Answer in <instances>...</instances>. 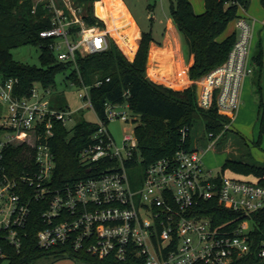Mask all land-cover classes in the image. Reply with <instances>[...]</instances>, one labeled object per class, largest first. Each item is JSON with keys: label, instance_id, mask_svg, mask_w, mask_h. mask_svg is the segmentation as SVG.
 Wrapping results in <instances>:
<instances>
[{"label": "built area", "instance_id": "1", "mask_svg": "<svg viewBox=\"0 0 264 264\" xmlns=\"http://www.w3.org/2000/svg\"><path fill=\"white\" fill-rule=\"evenodd\" d=\"M42 2L50 8L51 27L41 35L52 38L60 61L76 63L78 54L108 48L109 33L99 24H89L76 0H34L33 12ZM236 22L238 38L228 58L203 76V94L198 95L200 106L216 105L229 117L238 112L244 79L254 72L250 50L255 20L240 16ZM17 82L13 78L0 82V264L7 262L12 250L23 247L33 203L41 210L37 232L41 248L63 245L108 264H230L236 255L253 251L264 260V237L256 242L249 220L238 226L232 221L216 225L198 213L201 203L213 198L236 211L259 210L264 207V185L216 174L204 167L201 150L183 146L132 179L130 170L143 166L138 163L135 128L119 146L108 127L118 119L138 120L128 91L121 101H106L101 117L91 86L79 85L83 106L96 113L99 125L80 160L88 171L105 169L57 186L54 126L75 120L77 111L53 104L54 89L40 85L31 95L19 97L14 93ZM103 82L98 79L95 85Z\"/></svg>", "mask_w": 264, "mask_h": 264}, {"label": "trees", "instance_id": "2", "mask_svg": "<svg viewBox=\"0 0 264 264\" xmlns=\"http://www.w3.org/2000/svg\"><path fill=\"white\" fill-rule=\"evenodd\" d=\"M83 5L85 18L89 24H99L105 28L104 19L124 50L133 55L140 38V30L135 24L129 10L121 0H76ZM96 2L98 18L94 13ZM205 10L196 12L191 0L172 1L170 14L177 29L183 35L190 55L194 61L189 68V77L198 80L216 66L222 64L229 56L237 38L238 31L221 36L229 24L242 16L241 7L248 8L251 0H204ZM264 8V0H261ZM34 0H0V82L18 79L14 93L19 97L31 95L32 88L40 85L54 89L53 104L60 108L68 106L63 90L58 88L57 76L67 73L66 83L74 82L90 85V95L98 114L105 115V103L108 100L121 101L128 91V100L133 114L139 116L136 121L135 134L138 139L141 163L145 168L151 162L164 156L173 155L181 146L196 149L195 123L204 122L203 133L219 134L231 123L228 115L221 113L216 105L205 108L199 105L197 84L183 90L158 83L147 76V62L151 43L156 41L151 31H142L140 46L134 61L129 60L116 41L109 35L107 49L82 55L77 61H60L51 47L52 38L43 37L42 30L51 27V11L45 2L38 3L33 12ZM38 44L42 48L41 64H30L14 59L12 49L24 44ZM254 57L259 71L254 69V84L259 94L260 133L257 144H261L264 135V88L262 87L263 50L261 45ZM186 66L165 70L158 68L152 77L169 84L177 81V72L182 83H187ZM161 72V74L159 73ZM167 73H170L167 76ZM110 77L109 81L106 78ZM103 79V84L95 82ZM179 80V79H178ZM0 102V111H1ZM97 122L88 120L80 114L73 128L57 121L54 126L55 135L51 145L55 155L56 167L54 182L57 186L74 183L81 178L98 174L105 169L88 166L80 160L81 151L92 143V135L97 131ZM185 130V132L183 131ZM205 134V135H206ZM202 137V136H200ZM230 168L234 171L254 175L264 185V163L246 160V157H228L222 166V173ZM237 178V177H234ZM33 214L28 225V236L20 250H12L6 264H33L44 256L57 258L69 255L82 258L92 264H108L87 253L77 252L63 245L41 248L37 245V232L41 228V210L33 203ZM198 213L210 217L214 224L221 225L232 221L238 226L249 220L252 224V237L258 242L264 237V207L253 212L236 211L227 207L218 198L204 200ZM126 264V263H122ZM201 264H206L202 262ZM230 264H264L253 251L249 254L236 255Z\"/></svg>", "mask_w": 264, "mask_h": 264}, {"label": "rangeland", "instance_id": "3", "mask_svg": "<svg viewBox=\"0 0 264 264\" xmlns=\"http://www.w3.org/2000/svg\"><path fill=\"white\" fill-rule=\"evenodd\" d=\"M172 1L176 0H125L127 8L135 21L136 26L141 31H151L154 35L156 41L151 43L149 49V56L147 62V76L165 85L171 86L175 89L183 90L186 87L191 86L193 83L197 84V89L200 86V96L203 94V77L198 80H192L188 73V82L182 83L179 77V69L181 66H188L190 53L185 42L183 35L178 30V40L181 45V51L184 58L178 56L177 47L169 46V44L164 42L168 18L171 17L170 6ZM193 6L197 11L204 9L203 0H191ZM77 4V3H76ZM96 11V2L94 4V13ZM203 12V11H202ZM95 13V15H96ZM242 16L245 13L250 17L251 20L255 19L257 22V27L259 29L253 33V46L251 44L250 50V61L253 64L256 71H259V66H256L254 62V55L257 54L259 46L263 50V61H264V24L262 20L264 19V8L261 4V0H251L248 8L241 7ZM99 16V15H98ZM102 19L100 16L98 17ZM105 22V31L116 41L120 49L126 54L129 60L134 61L136 58L139 46L140 38L138 39V46L131 56L129 55L122 45L118 42L117 38L113 35L111 31H108V25ZM237 29V22L233 20L226 32L221 36L224 37L228 33L233 32ZM254 32V31H253ZM173 38H174V34ZM175 45H177L175 43ZM41 52L42 48L38 44H24L12 49V55L14 59L30 63V64H41ZM252 52V54H251ZM185 62V63H184ZM157 68H163L165 70L177 69V81L173 84H169L161 79H156L152 77ZM190 67H187L186 72H189ZM161 74V72L159 71ZM67 73H60L57 76V84L60 90L64 91L66 96L67 104L73 111H77L75 115V120L68 122L67 126L69 129L73 128L76 121L79 119L80 114H84L85 117L93 122H98V117L96 113L89 107L83 106V100L79 96L81 87L71 82L66 83L65 77ZM170 73H167L169 76ZM179 79V80H178ZM254 73L248 74L244 79L242 89H241V100L238 112L231 117V123L227 124L222 131L216 136L213 133L204 134L203 127L204 122L198 120L195 123L193 133L195 135V146L203 153V165L206 169H211L214 173H222V166L228 157H246V160L264 163V135L261 144H257L260 133V118H259V94L256 91V85L254 84ZM261 84L264 88V64L262 67V80ZM137 122L135 121H123L121 119L111 121L108 125L111 133L116 139L119 146L123 144V138L126 133H131L135 128ZM202 136V137H200ZM143 169H131L130 176L132 179L138 178L142 175ZM223 174V173H222ZM226 176L244 178L249 180H256L254 175L244 174L227 168L224 172ZM6 264V263H5ZM33 264H92L86 259L73 258L69 255H64L57 258L56 256H44Z\"/></svg>", "mask_w": 264, "mask_h": 264}, {"label": "crops", "instance_id": "4", "mask_svg": "<svg viewBox=\"0 0 264 264\" xmlns=\"http://www.w3.org/2000/svg\"><path fill=\"white\" fill-rule=\"evenodd\" d=\"M122 2H123V4L127 7V5H126V2H125V0H121ZM203 3H204V9L203 10H201V11H197V12H202V11H204L205 10V2H204V0H203ZM128 9V8H127ZM245 15L247 16V18L248 19H250V17L245 13ZM251 20V19H250ZM255 19H253V20H251V21H254ZM262 22H263V20H262ZM264 24V23H263ZM257 29H259L258 27H257V22H256V20H255V23H254V33L256 32V30ZM237 30V29H236ZM238 31V30H237ZM141 33H142V31L140 30V35H141ZM231 33V32H230ZM172 34H174V38H173V35ZM229 34V33H228ZM163 41L165 42L166 41V43L167 44H169V46H176L177 47V53H178V56L180 57H182V59H183V61H184V58H183V55H182V51H181V45H180V43H179V40H178V29H177V27H176V24H175V22H174V20H173V18L172 17H169L168 18V22H167V29H166V33H165V37H164V39H163ZM252 41H253V39H252ZM155 43H158L157 41H155ZM175 43L177 44V45H175ZM252 46H253V42H252ZM251 46V47H252ZM251 54H252V52H251ZM253 57H255V55L253 56ZM193 61H194V55L193 54H191L190 55V57H189V61H188V63H187V67H190L191 65H192V63H193ZM254 62H255V60H254ZM185 63V62H184ZM252 64V63H251ZM253 65V64H252ZM254 67V66H253ZM255 69V68H254ZM158 71V68L155 70V72H154V74H156V72ZM189 71V70H188ZM254 73V72H253ZM252 73V74H253ZM153 76V75H152ZM188 77V72H186V78ZM263 87V86H262ZM259 108V107H258Z\"/></svg>", "mask_w": 264, "mask_h": 264}, {"label": "water", "instance_id": "5", "mask_svg": "<svg viewBox=\"0 0 264 264\" xmlns=\"http://www.w3.org/2000/svg\"><path fill=\"white\" fill-rule=\"evenodd\" d=\"M197 91H198V95H199V93H200V86L198 87Z\"/></svg>", "mask_w": 264, "mask_h": 264}]
</instances>
